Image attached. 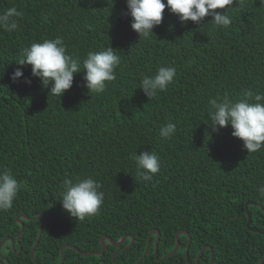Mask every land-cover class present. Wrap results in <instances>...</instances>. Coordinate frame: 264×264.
<instances>
[{
  "label": "trees",
  "instance_id": "obj_1",
  "mask_svg": "<svg viewBox=\"0 0 264 264\" xmlns=\"http://www.w3.org/2000/svg\"><path fill=\"white\" fill-rule=\"evenodd\" d=\"M11 7L23 16L16 18V30L0 28V169L20 184L13 207L0 211V244L15 240V248L8 240L1 249L9 264H36L31 249L42 219L20 215L43 212L51 217L34 253L39 264H60L64 245L100 251L102 236L118 240L125 234L134 242L116 254V262L136 264L153 229L161 233L159 258L186 230L191 264L205 245L211 249L198 264H211V251L214 264H259L264 234L247 228L245 205L258 204L248 206L251 226L264 231L258 191L264 148L248 153L230 125L210 127L208 112L213 98L236 102L249 91L264 94V0H234L227 27H215L211 16L182 24L166 8L147 39L132 29L126 0H0V13ZM56 37L81 70L89 51L113 47L121 57L116 79L103 93L89 94L81 71L61 97L50 95L51 85L45 88L31 65L17 62L32 43ZM161 66L175 67L176 76L149 99L139 87L141 74L154 76ZM18 67L24 75L13 81ZM168 122L176 132L164 138L160 130ZM145 150L160 159L150 180L129 158ZM87 176L101 184L104 200L97 214L78 221L62 207L63 181ZM19 216L25 228L18 242ZM155 238L139 264H190L188 236L182 234L178 251L163 260L155 257ZM119 248L107 241L102 255L85 256L68 247L64 264H116L112 256Z\"/></svg>",
  "mask_w": 264,
  "mask_h": 264
},
{
  "label": "clouds",
  "instance_id": "obj_2",
  "mask_svg": "<svg viewBox=\"0 0 264 264\" xmlns=\"http://www.w3.org/2000/svg\"><path fill=\"white\" fill-rule=\"evenodd\" d=\"M233 3L234 0H167L166 3L164 0H126V14L131 16V27L139 34L140 39H147L154 32V27L162 23L166 8L182 24L189 20L199 24L206 16H211L215 27H227L232 23L228 9ZM217 9L225 11L219 12ZM22 16L23 12L16 7L7 9L0 13V28L8 32L16 30V18ZM23 57L17 63L31 65L32 75L39 77L45 88L51 85L49 94L59 97L73 86L74 74L81 71L84 72L83 80L89 94L103 93L107 87L106 82L116 79L115 69L121 62L115 49L108 47L100 51H89L81 70L80 61L67 54L61 37L32 43L23 50ZM23 75V69L18 67L12 74V79L15 81ZM175 76V67L161 66L154 76L141 74L139 87L151 99L158 92L166 91ZM245 96V99L236 102L227 97L211 99L209 125L214 131L230 125L232 135L243 141V148L248 153H254L264 148V103H261L264 101V94L253 96L249 91ZM253 100L255 102H251ZM175 132L176 125L168 122L161 128L160 135L170 138ZM129 158L135 162L137 174L145 180H150L160 169V159L154 151L131 153ZM100 188L101 184L91 176L75 182L65 179L60 199L63 209L78 221L97 214L104 200V193ZM19 189V181L11 171L0 169V211L13 207ZM258 191L264 195V185Z\"/></svg>",
  "mask_w": 264,
  "mask_h": 264
},
{
  "label": "water",
  "instance_id": "obj_3",
  "mask_svg": "<svg viewBox=\"0 0 264 264\" xmlns=\"http://www.w3.org/2000/svg\"><path fill=\"white\" fill-rule=\"evenodd\" d=\"M249 204H252V205H258V204H256L255 202H247V203H246L245 207H246V213H247V216H248V220H247V224H246V226H247V228H248L250 231H254V232H257V233H260V234H264V231H262V230H260V229H258V228H254L253 226H251V224H252V217H251V214H250L249 209H248ZM20 216L24 217V218L27 219V220H32V219H34V220H39V219H42V222H41V225H40L39 235H38L37 240L35 241V243H34L32 249H31V255H32V257H33L35 263H36V264H39V262H38V261L36 260V258H35L34 253H35L36 247H37V245H38V243H39V241H40V238H41V236H42L43 229H44V225H45L46 222L50 219L51 214H50V212H43V213H40L39 215H37V216H35V217H29L28 215H24V214H21ZM20 216H19V218H18V222H19L20 225H21V231H20V233H19L18 236H17V240H18V242L20 241V237H21V235H22V233H23V231H24V228H25V223H24V221H22V220L20 219ZM182 234H185V235L188 236V238H189V241H188V244H187V247H186V259H187V262L190 263L189 255H188V251H189V247H190V244H191V236H190V234H189L188 231H186V230H179V231L176 233V245H175V247L173 248V250L170 251L169 253H167L166 255H164L162 258H159V256H158V244H159V240H160V235H161V233H160V231H159L158 229H153V230H151V232L149 233V236H148V242H147L146 249H145L144 253L142 254V256L138 259V261H137L136 264H139L140 261H141V260H142V259H143V258L149 253L150 248H151V243H152V237H153L154 235H156L155 243H154V244H155V247H154V254H155V257H156L157 259L163 260V259H166L167 257L172 256L173 254H175V253L178 251V249L180 248V245H181V242H180V236H181ZM128 238H131V242H130L127 246L121 248V246L124 244V242H125ZM8 240H11V242H12V246H13V248H15V240H14L13 238H5V239L2 240V242H1V244H0V264L5 263V261H7V264H9V261L6 259L5 255H3V254L1 253L2 246H3L4 243H5L6 241H8ZM107 241H109V242H110L113 246H115V247H120L119 249H117V250L114 252V254H113V256H112L113 260L116 262V259H115L116 254H117L121 249H126L127 247H131L132 244H133V242H134V237H133V235H131V234H125V235H123L122 237H120L118 240H114L112 237L107 236V235H104V236H102V238H101V243H102V248H101V250H100V251H93V252H83V251H81L78 247H75V246L70 245V244L64 245V246L61 248V262H60V264H64V261H65V249L68 248V247H69V248H73L74 250H76V251L79 252V253H82V254L85 255V256L102 255V254L105 252V249L107 248ZM206 249H211V246H210V245H205V246L200 250V252H199V254H198V256H197V258L195 259V261H194L193 264H198V262H199V260H200V258H201L202 253H203ZM20 250H21V248H20ZM20 250H19V251H20ZM210 261H211V264H214V262H213V251H211ZM102 264H104L103 261H102ZM116 264H118V263L116 262ZM190 264H191V263H190ZM259 264H264V255H263L262 258L260 259Z\"/></svg>",
  "mask_w": 264,
  "mask_h": 264
},
{
  "label": "flooded vegetation",
  "instance_id": "obj_4",
  "mask_svg": "<svg viewBox=\"0 0 264 264\" xmlns=\"http://www.w3.org/2000/svg\"><path fill=\"white\" fill-rule=\"evenodd\" d=\"M255 228V227H254Z\"/></svg>",
  "mask_w": 264,
  "mask_h": 264
}]
</instances>
